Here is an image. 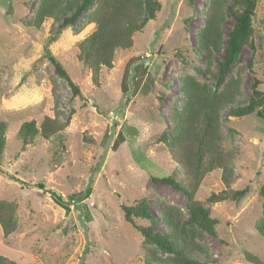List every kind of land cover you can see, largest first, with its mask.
Listing matches in <instances>:
<instances>
[{"label":"rangeland","instance_id":"rangeland-1","mask_svg":"<svg viewBox=\"0 0 264 264\" xmlns=\"http://www.w3.org/2000/svg\"><path fill=\"white\" fill-rule=\"evenodd\" d=\"M43 1L0 0V120L6 124L0 200L14 205L17 220L8 236L0 225V254L18 264H146L152 247L125 221L121 206L145 198L156 219L154 231H169L160 213L165 206L178 208L188 220L186 194L151 179V174H170L186 185L181 165L157 139L176 123L187 77L210 93L222 87L218 66L234 24L228 7L233 0H159L155 18L134 32L130 47L114 50L111 67H100L97 83L78 59L77 47L96 27L88 20L94 6L76 25L57 31L60 21L53 17L33 24ZM219 2L221 44L207 50L199 34ZM253 27L230 71L238 90L219 115L220 143L232 154L229 188H247V193L238 201L208 202L211 193L227 188L216 168L193 195L217 221L214 233L193 226L194 241L203 251L189 256L207 264H264V234L258 230L264 204V112L229 115L231 108L247 104L254 78L264 94V0L256 2ZM49 55L62 63L79 95L72 94ZM45 116L68 121L58 137L37 135L27 143L18 138L23 121L39 124ZM125 123L138 129L136 138L124 137ZM87 187V197L70 200ZM156 255L166 254L158 250Z\"/></svg>","mask_w":264,"mask_h":264},{"label":"trees","instance_id":"trees-1","mask_svg":"<svg viewBox=\"0 0 264 264\" xmlns=\"http://www.w3.org/2000/svg\"><path fill=\"white\" fill-rule=\"evenodd\" d=\"M256 2L257 0H233L228 6L234 17V24L227 34L223 58L218 66L217 80L223 84L222 87L210 93L205 87L199 86L193 78L187 77L184 105L176 114V123L169 134L162 132L157 139L168 145L173 157L181 165L186 185L176 181L170 174L164 176L151 174V179L170 184L186 194L190 213L188 220H184L178 208L165 206L160 213L169 231H154L156 219L150 212L145 198L137 200L134 204L121 206L125 221L140 232L146 247H152L146 264H151V261L164 264H207L189 256L193 252L203 251L194 241V224L206 232L214 233V226L217 223L215 218L210 217L207 207L193 200L194 191L206 173L220 168L221 179L227 186L226 189L211 193L207 198L208 202L225 199L238 201L247 193V188L237 190L229 188L233 171L232 154L221 146L219 115L225 105L233 100L238 90L237 81L230 76V71L238 61L243 46L249 43L254 33L253 16ZM91 6L94 8L88 13V20L94 22L96 27L78 43L77 47L78 59L92 70L93 80L97 83L100 67H111L114 50L130 47L134 32L142 29L148 20L155 18L161 4L159 0H45L36 11L33 24L39 26L45 17H53L60 21L57 25L59 31L64 27L76 25L80 16L87 13ZM221 6L219 2L211 8L212 12L199 34L200 42L207 50L219 49L221 44L218 32ZM50 40H54V36ZM49 60L58 74L67 80L72 94L79 95L77 84L69 78L62 63L51 55ZM249 62L251 63V58ZM226 77L228 79L224 82ZM259 83L260 81L254 78L247 104L231 108L229 115L243 116L255 110L264 112V94L257 89ZM67 123V120L61 122L57 117L50 116H45L39 124L33 119L23 121L17 136L26 143L32 142L37 135L45 139L58 137ZM5 131L6 124L0 120V161L5 147ZM39 186L42 187V184ZM89 191L90 188L87 187L84 191L71 194L69 198L74 202L81 201L87 197ZM260 193L264 195V184ZM262 212L258 230L264 234V204ZM136 219L147 220L149 224H137ZM0 225L4 236H8L17 228L15 207L6 200H0ZM158 250L166 255L157 256ZM0 264L18 263L0 254Z\"/></svg>","mask_w":264,"mask_h":264},{"label":"water","instance_id":"water-1","mask_svg":"<svg viewBox=\"0 0 264 264\" xmlns=\"http://www.w3.org/2000/svg\"><path fill=\"white\" fill-rule=\"evenodd\" d=\"M123 134H124V137L127 139L136 138L139 135V131L134 125L125 123Z\"/></svg>","mask_w":264,"mask_h":264}]
</instances>
